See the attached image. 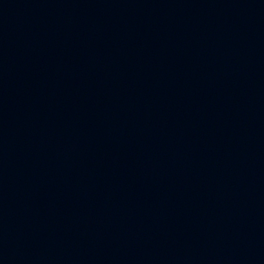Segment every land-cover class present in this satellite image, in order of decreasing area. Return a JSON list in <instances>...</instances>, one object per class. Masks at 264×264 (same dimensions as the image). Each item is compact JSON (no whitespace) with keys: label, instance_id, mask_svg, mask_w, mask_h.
Returning <instances> with one entry per match:
<instances>
[{"label":"water","instance_id":"water-1","mask_svg":"<svg viewBox=\"0 0 264 264\" xmlns=\"http://www.w3.org/2000/svg\"><path fill=\"white\" fill-rule=\"evenodd\" d=\"M0 264H264V0H0Z\"/></svg>","mask_w":264,"mask_h":264}]
</instances>
